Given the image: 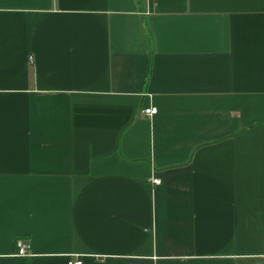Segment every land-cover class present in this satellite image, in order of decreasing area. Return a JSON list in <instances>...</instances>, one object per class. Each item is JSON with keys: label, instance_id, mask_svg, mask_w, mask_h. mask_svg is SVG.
Segmentation results:
<instances>
[{"label": "crops", "instance_id": "obj_1", "mask_svg": "<svg viewBox=\"0 0 264 264\" xmlns=\"http://www.w3.org/2000/svg\"><path fill=\"white\" fill-rule=\"evenodd\" d=\"M76 257L263 263L264 0H0V264Z\"/></svg>", "mask_w": 264, "mask_h": 264}, {"label": "built area", "instance_id": "obj_2", "mask_svg": "<svg viewBox=\"0 0 264 264\" xmlns=\"http://www.w3.org/2000/svg\"><path fill=\"white\" fill-rule=\"evenodd\" d=\"M27 60L29 63H32L33 60H32V56L29 55L27 57ZM156 110V107L153 106V105H149V107L147 108H144L142 110L143 114L147 115V116H150V114L154 113ZM147 182L150 184V185H153V186H156L158 183H159V179L154 176V174H150L148 177H147ZM15 248H16V251H15V254L18 255V256H25L28 254V241L27 240H21V239H17L15 240ZM81 260L78 259V257L74 258L73 260L71 259H68L67 261V264H81ZM264 264V257H263V263Z\"/></svg>", "mask_w": 264, "mask_h": 264}]
</instances>
